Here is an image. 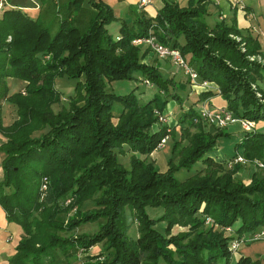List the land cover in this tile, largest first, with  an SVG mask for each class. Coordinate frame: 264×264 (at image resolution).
I'll return each instance as SVG.
<instances>
[{"label": "trees", "instance_id": "obj_1", "mask_svg": "<svg viewBox=\"0 0 264 264\" xmlns=\"http://www.w3.org/2000/svg\"><path fill=\"white\" fill-rule=\"evenodd\" d=\"M60 1L39 0L34 16L21 0H5L0 10V104L10 103L16 115L8 125L0 121V207L7 222L21 230L8 263L72 264L73 258H67L73 245L86 249L101 241L102 260L83 255L81 264H157L159 259L230 264L229 235L205 227L201 214L236 236L264 228V174L253 172L247 184L234 181L235 167L225 170L223 162L207 154L230 133L203 130L195 105L203 100L209 105L208 98L219 95L217 107L264 120V63L256 59H264V52L257 38L237 26L234 11L225 19L209 17L208 0H159L151 16L141 9L130 22L121 20L115 36L106 26L116 18L104 1L85 0L87 6L83 0ZM149 34L177 49L197 81L213 82L216 88L197 89L195 100L183 105L178 92L189 84L187 77L183 84L165 76L156 64L142 61L147 47L142 52L130 43ZM63 76L73 80L66 105L55 88L56 78ZM134 77L156 88L144 102L134 93L136 87L125 94L106 90L113 80ZM8 78L24 81L22 90L7 94ZM168 99L178 106L179 129L170 130L167 169L159 172L147 157L165 135V126L151 127L153 109L163 111ZM56 103L60 107L53 111ZM114 104L121 107L118 114L112 112ZM237 150L264 162V130H241L233 144ZM125 152L128 168L118 157ZM200 161L202 168L194 173L175 176ZM87 203L92 207L84 209ZM147 206L161 207L162 215L149 217ZM72 208L62 225L58 215ZM126 208L137 222L134 239L125 233ZM96 220L97 232L72 236L80 224ZM173 224L184 229L171 233ZM233 264L260 262L240 254Z\"/></svg>", "mask_w": 264, "mask_h": 264}, {"label": "rangeland", "instance_id": "obj_2", "mask_svg": "<svg viewBox=\"0 0 264 264\" xmlns=\"http://www.w3.org/2000/svg\"><path fill=\"white\" fill-rule=\"evenodd\" d=\"M258 1H261V0H258ZM258 1H256L255 2L256 4H254L255 9H258V6H256ZM61 2L65 3L66 0H61L60 3ZM150 3H151V5H154V4L156 5L157 0H151ZM81 4H82V6H87L85 4V0H83L81 2ZM221 5H224L223 8L225 11L218 9V5L215 3L214 0L206 1L204 6L206 7V10L208 11L209 14H211L209 11H211L213 9L217 10L216 15H214V17L216 19H222V18L225 19V16H227L229 14V11H243V9H244V7L242 6V3L239 0H235V2L230 1V0H226V1L223 0V3ZM237 5H239V7L236 10ZM110 7L112 8V6H110ZM113 7H114V4H113ZM116 8H117V5L115 6L114 9L116 10ZM144 11L149 16L154 14V11H153V13H149L146 10H144ZM206 20H208V19L206 18ZM116 21H117V19H114L113 21H111L106 26L107 31L109 33H112ZM55 29H56V23H54L51 26V33H53L55 31ZM241 30L244 31V28H241ZM250 31L256 35L259 34L260 36H262V34L257 33V29L253 26L250 28ZM244 33H246V32H244ZM149 36H152V35L149 34ZM260 36H259V38H260ZM255 37L257 38V36H255ZM130 43H131V41H130ZM157 43L164 48L166 47V45H163L159 42H157ZM131 44L139 47L140 48L139 50L140 51L142 50V52H144V48L147 47L145 52H144V56L142 57V61L152 63V64L153 63L156 64L159 67V70H161L162 73L165 74V76H166V74H169L174 78L175 81H178L179 83L184 84V82H185L184 78H186L185 74L182 71H179L181 68L174 65L168 56L158 57V55H157L158 53L156 51L152 50L150 47L146 46L145 43H139L137 45L133 44V43H131ZM256 59L260 60L264 63L263 58L260 59L258 56H256ZM206 82H207V86L212 87V88H216V86L214 85L213 82H208V81H206ZM150 85H151V83L149 81L145 80L142 82L139 79L134 77L132 79L113 80V81L106 84V90L117 93V94H125L130 89H132L133 87H136L134 93L137 95V97L140 96V100H142L144 102L148 98H150L149 94L156 92L155 86H152V88H149V89L146 87V86H150ZM263 85L264 84L261 83L262 87H263ZM251 86L253 87V85H251ZM55 88L61 92L62 104L66 105L67 96H68V94L72 93L73 80L67 79L64 76L58 77L55 80ZM199 88H204V87H201L200 85H197V84H190V83L188 84L186 82L184 88H182L178 92L180 96L185 98L184 99V105L185 106L190 105L193 102V100H195V99H193L194 94H190V93L191 92L193 93L195 90H197ZM148 91H149V93H147ZM13 92H14V90H12V93ZM140 93L142 94V96L140 95ZM186 93H187V95H186ZM203 101H202V104H200V106H198L199 111L201 110V108H204L203 107L204 106ZM3 103L7 104L8 102L7 101L1 102L0 113H1V105ZM59 107H60V103H58V104L56 103V104H53L51 106L53 111H56ZM5 110L7 111V107H5ZM120 110H121V107L119 104L113 105V108H112L113 114H118L120 112ZM177 110H178V106H177L175 100H170V99H168V102L166 103L163 111H158L156 108L153 109V114L155 116V122L156 123H154L151 127L154 128V127H157L159 125L165 126V135L163 137L166 136V139L164 140V142H162L161 146H158V144L160 143V140H159L156 147L153 149V151L150 152L149 156L147 157V160L149 162H151L155 167H157L159 172H164L167 169V159L170 155L169 150H170L171 143H172V140L170 137V130L174 129L177 132V130L179 129V123L177 121L178 120L177 119V117H178V111ZM155 111H156V113H155ZM160 116H162V118H164V121L162 119L161 120L159 119ZM0 119H1V116H0ZM200 120H201V127L203 130L212 133L215 131V129H218V128L214 127L213 125L209 124L207 122V120L202 119V118H200ZM112 121L115 123L116 118H113ZM259 122L260 123L256 124L257 125L256 127L257 128L262 127L261 129L264 130V120H261ZM183 125H181V126H183ZM225 130L230 133L229 136L219 137L216 141L215 146L212 149H210L207 152V154L214 157V159H216V161L223 162V164H224L223 169H225V170H230L233 167H235V170L232 172V177H231L234 181H240V182L247 184L250 177H251V174L253 172L264 174V169H262V168H256V167H253L252 165H243V164L241 165L239 163H232V162H230V160H223L222 155H224V157H226V156H229L232 152H234L233 151V144L239 138V134L241 131L237 125H230L227 128H225ZM189 131L194 132V128H192V127L189 128ZM182 142H183V144L186 143V141H182ZM235 152L242 154L239 150H237ZM128 156H129L128 152H125L124 154H120V153L118 154V157H119L120 161L122 162L124 168L129 167ZM250 158H253V157H250ZM256 159H258V158H256ZM202 164L203 163L201 161L195 162L188 171L184 170V169L178 170L177 172H175V176L178 179H183L184 177L194 173L196 170L202 168ZM68 202H69V200H65L63 202V205L67 204ZM59 205H61V204H59ZM91 207H92V205L90 203H87L84 206V209L91 208ZM145 210H146L148 216L151 218H158L159 216L162 215V212H163V209L161 207H148L147 206L145 208ZM73 211H74V208H72L66 214V216L65 215H58V219L60 221H62V225L65 223L67 215L72 214ZM125 216H126V220H125L126 231H125V233L128 237L134 239V238H136V236L138 234L137 222L130 216L129 210L127 208H126V215ZM161 218H162V220H160V222L156 225L160 229L165 224L163 217H161ZM201 218L203 220V225L205 227L209 226V227H213V228H218L219 230L223 229L222 231L225 234L229 235L230 238H229V241L227 244V248L230 251L231 255L234 254V252L243 244H247L249 242L258 241V240H262L264 242V240L261 238H257L255 240H253L251 236H247V237H246V235L236 236L233 230H229L227 227L225 228V227L219 226L217 223H213V221L211 220V217H209L206 214H201ZM98 224H99V221H97V220L94 222L82 223L78 227H76L72 231L71 234L73 237H75L76 235L77 236L81 235V234H92L94 232H97ZM183 229H184V227L180 224L171 225V233L179 232V231H182ZM260 230H264V228H260L257 232H259ZM63 232L64 231L59 232L61 236L62 235L64 236V234H66V233L63 234ZM257 232H255V233H257ZM255 233H253V234H255ZM233 240L240 241L239 245L235 249L230 248V243ZM103 246H104V244L101 241L90 245L86 249L79 247L77 245H73L71 248V255L67 258V260L70 261L73 258L72 264H81L83 262V260L81 259L83 255H89L90 258L95 257L99 260H102L103 256H101L99 253L101 251H103ZM229 262H230V264H232L231 256H230ZM157 264H166V263L162 259H159Z\"/></svg>", "mask_w": 264, "mask_h": 264}, {"label": "crops", "instance_id": "obj_3", "mask_svg": "<svg viewBox=\"0 0 264 264\" xmlns=\"http://www.w3.org/2000/svg\"><path fill=\"white\" fill-rule=\"evenodd\" d=\"M102 1L112 6L114 16L117 19L113 31L112 33H110L112 36H115L117 34V29L119 26V22L121 20L125 22H130L134 18L135 14L139 12V10L141 9L146 10L149 13H153V11L158 6V3L160 2L159 0H157L156 5L155 4L151 5L150 3L143 7H139L137 5L138 0H102ZM214 1L218 5V9L224 10L223 8L224 5H221L223 3V0H217V1L214 0ZM239 1L244 4V9L243 11H234L236 16L237 26L240 28H244V31L249 32L251 36H257L260 49L262 52H264V0L261 1L239 0ZM256 1H258L256 5L258 6V9L254 8V4H256L255 3ZM39 5H40L39 0H22V3H20V6H22V8L31 16H34L38 13ZM116 5L117 8L115 10L114 8ZM215 11L217 12L216 9L209 11L210 13H212L209 16L212 19H215L213 14ZM231 12L232 11H229V14ZM252 26L255 27L257 29V33L262 34V36H260L259 34L256 35L253 32H251L250 28ZM24 84H25L24 81L17 80L14 78L6 79L7 94H11L12 90H14V92L21 91ZM194 92H196V90ZM194 92L193 93L191 92L190 94H194ZM207 101H209V105L207 104L209 107L221 106L220 104L221 101H219V95L211 96L208 98ZM200 104H202V101L196 103L195 106H197V108L199 109L198 106H200ZM5 107H7V111L5 110ZM0 116H1L0 121L3 126L10 124L16 117L14 112V107L9 103L7 104L3 103L1 105ZM3 140L4 138L0 134V144L3 142ZM222 156L224 157V155ZM2 158H3V152L0 150V181L2 180V176H3L2 167H1ZM20 236H21L20 228L12 222H7L4 212L0 207V264H9L7 258L14 253L15 245ZM240 254L249 256L252 259H258L260 264H264V242L262 240H258L241 245L234 252V254L231 255L232 264Z\"/></svg>", "mask_w": 264, "mask_h": 264}, {"label": "built area", "instance_id": "obj_4", "mask_svg": "<svg viewBox=\"0 0 264 264\" xmlns=\"http://www.w3.org/2000/svg\"><path fill=\"white\" fill-rule=\"evenodd\" d=\"M235 2V0H230ZM150 3V0H138L137 5L139 7H143L145 5H148ZM5 5V0H0V10ZM239 7V5H238ZM131 43L133 44H139V43H145L146 46L150 47L152 50L156 51L158 54V57L168 56L171 60V62L176 65L177 67H180L187 77L190 84H197L204 88H212L207 86L206 81H197V74L186 64L180 53L177 49H168L160 46L152 36H147L144 38H136L132 39ZM252 59V57L250 58ZM214 89V88H213ZM204 108H201L199 111V116L202 119L207 120V122L214 127L218 129H225L230 125H237L240 130L251 132L254 131L257 127V123L253 120H249L243 117H238L233 115L229 110H227L225 107H209L206 103H204ZM156 113V111H155ZM159 119L164 121V118L162 116L159 117ZM166 139L165 137H162L160 139V143L158 146H161L162 142ZM232 163H239L243 165H252L256 168H262L264 169V162L256 159V158H247L243 156L242 154H239L238 152H234V156L232 159H229ZM41 188H44V185L41 184ZM252 239L255 240L257 238H261L264 240V230H260L259 232L251 235ZM240 241L233 240L230 243V248L235 249L239 245Z\"/></svg>", "mask_w": 264, "mask_h": 264}]
</instances>
